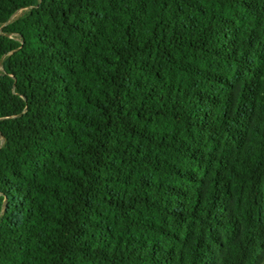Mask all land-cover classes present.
Segmentation results:
<instances>
[{"label":"trees","instance_id":"obj_1","mask_svg":"<svg viewBox=\"0 0 264 264\" xmlns=\"http://www.w3.org/2000/svg\"><path fill=\"white\" fill-rule=\"evenodd\" d=\"M0 264H264V0H0Z\"/></svg>","mask_w":264,"mask_h":264},{"label":"rangeland","instance_id":"obj_2","mask_svg":"<svg viewBox=\"0 0 264 264\" xmlns=\"http://www.w3.org/2000/svg\"><path fill=\"white\" fill-rule=\"evenodd\" d=\"M29 12L28 9H24V10H21L20 12H18L13 18L12 20H17L21 17H23L25 14H27Z\"/></svg>","mask_w":264,"mask_h":264}]
</instances>
